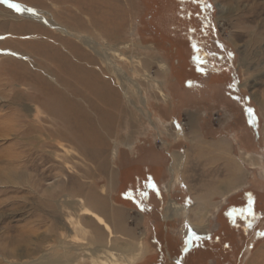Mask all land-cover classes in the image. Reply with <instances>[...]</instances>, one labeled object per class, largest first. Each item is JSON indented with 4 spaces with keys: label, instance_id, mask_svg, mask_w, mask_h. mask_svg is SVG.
Here are the masks:
<instances>
[{
    "label": "rangeland",
    "instance_id": "obj_1",
    "mask_svg": "<svg viewBox=\"0 0 264 264\" xmlns=\"http://www.w3.org/2000/svg\"><path fill=\"white\" fill-rule=\"evenodd\" d=\"M0 264H264V0H0Z\"/></svg>",
    "mask_w": 264,
    "mask_h": 264
},
{
    "label": "crops",
    "instance_id": "obj_2",
    "mask_svg": "<svg viewBox=\"0 0 264 264\" xmlns=\"http://www.w3.org/2000/svg\"><path fill=\"white\" fill-rule=\"evenodd\" d=\"M175 160V159H174ZM177 161V160H176ZM175 162V161H174ZM178 162V161H177ZM173 166H174V164H173ZM180 166V165H179ZM178 163H176V165H175V167H177L176 169H178ZM173 170H175L174 169V167L172 168L171 167V169H170V171H173ZM234 183V182H233ZM226 184H224V182H222L221 184H220V186H218L219 187V189H222V190H224L225 191V189H226ZM169 206H170V208H172V210H174V211H179V210H183L184 208H182V206H180V205H177L176 203H174V202H169ZM201 207H203V204L202 203H200V205H199V209L201 208ZM202 209V208H201ZM100 218V217H99ZM101 219V218H100ZM101 224H103V223H101ZM107 228V227H106ZM196 229H197V227H196ZM129 245L130 244H128V245H125L124 247L125 248H129ZM168 247V246H167ZM163 250H164V248H163Z\"/></svg>",
    "mask_w": 264,
    "mask_h": 264
},
{
    "label": "snow or ice",
    "instance_id": "obj_3",
    "mask_svg": "<svg viewBox=\"0 0 264 264\" xmlns=\"http://www.w3.org/2000/svg\"><path fill=\"white\" fill-rule=\"evenodd\" d=\"M10 7H11V8H14L17 12H20V11L23 10V9H21V7H20L18 4H11ZM29 11H30V10H29ZM248 111H249V113H251V109H249ZM147 187L152 188L153 191H156V187H155L154 183H152L151 180H149V182H148V184H147ZM144 195L146 196L147 194L145 193ZM189 235H194V234L191 232V230H190V232H189Z\"/></svg>",
    "mask_w": 264,
    "mask_h": 264
},
{
    "label": "flooded vegetation",
    "instance_id": "obj_4",
    "mask_svg": "<svg viewBox=\"0 0 264 264\" xmlns=\"http://www.w3.org/2000/svg\"><path fill=\"white\" fill-rule=\"evenodd\" d=\"M195 242V241H194ZM186 250H184L182 253L185 255L186 253ZM183 254H181V251H180V254L179 255H177V257H179V258H176L175 260H177V259H181L182 257H184V255ZM187 256H185V258H186ZM163 258V257H162ZM164 259L166 260V257L164 256ZM165 263V262H164Z\"/></svg>",
    "mask_w": 264,
    "mask_h": 264
},
{
    "label": "bare ground",
    "instance_id": "obj_5",
    "mask_svg": "<svg viewBox=\"0 0 264 264\" xmlns=\"http://www.w3.org/2000/svg\"><path fill=\"white\" fill-rule=\"evenodd\" d=\"M19 13H21V14H23L24 16H27V17H29V18H34V17H32V15H27V14H25L24 12H19ZM232 182V181H231ZM225 184V183H224ZM227 188V187H226Z\"/></svg>",
    "mask_w": 264,
    "mask_h": 264
},
{
    "label": "trees",
    "instance_id": "obj_6",
    "mask_svg": "<svg viewBox=\"0 0 264 264\" xmlns=\"http://www.w3.org/2000/svg\"><path fill=\"white\" fill-rule=\"evenodd\" d=\"M154 26H157V25H154ZM158 27V26H157ZM198 33H196L195 35H197ZM129 199V198H128Z\"/></svg>",
    "mask_w": 264,
    "mask_h": 264
}]
</instances>
